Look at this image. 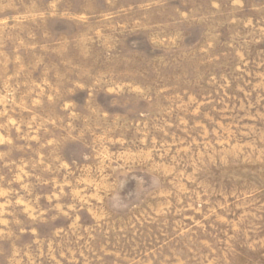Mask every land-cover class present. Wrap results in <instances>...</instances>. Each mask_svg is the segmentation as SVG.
Segmentation results:
<instances>
[{
	"label": "rangeland",
	"instance_id": "1",
	"mask_svg": "<svg viewBox=\"0 0 264 264\" xmlns=\"http://www.w3.org/2000/svg\"><path fill=\"white\" fill-rule=\"evenodd\" d=\"M0 264H264V0H0Z\"/></svg>",
	"mask_w": 264,
	"mask_h": 264
}]
</instances>
